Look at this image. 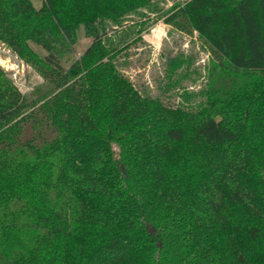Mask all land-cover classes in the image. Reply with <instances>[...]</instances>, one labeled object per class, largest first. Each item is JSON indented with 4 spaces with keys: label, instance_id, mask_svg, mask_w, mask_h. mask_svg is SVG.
Instances as JSON below:
<instances>
[{
    "label": "trees",
    "instance_id": "1",
    "mask_svg": "<svg viewBox=\"0 0 264 264\" xmlns=\"http://www.w3.org/2000/svg\"><path fill=\"white\" fill-rule=\"evenodd\" d=\"M160 20L208 52L197 91L183 54L162 96L123 72ZM0 41L44 79L0 66V264H264V0H0Z\"/></svg>",
    "mask_w": 264,
    "mask_h": 264
},
{
    "label": "rangeland",
    "instance_id": "2",
    "mask_svg": "<svg viewBox=\"0 0 264 264\" xmlns=\"http://www.w3.org/2000/svg\"><path fill=\"white\" fill-rule=\"evenodd\" d=\"M176 0H160V6L167 10L175 4ZM37 7L41 3L35 1ZM136 21L135 17L130 18L128 24ZM92 38L87 35L84 27L77 30L75 45L71 48L68 56L62 59V64L68 68L75 60L79 59L92 44ZM40 55H45V51L36 47ZM183 54L191 60V67L188 70V80L184 85L189 91H197L204 81L205 66L209 62V54L197 39V34L189 36L183 34L172 26L160 20L152 23L143 33L142 40L132 43L130 49L122 56L121 61L123 72L139 88L149 89L153 96H162L164 88L167 87L168 80L165 79V70L169 60ZM0 66L7 72L13 83L26 95H30L35 90L44 85V79L39 72L29 66L19 57L6 43L0 41ZM184 72V71H183ZM197 72L202 74V78L196 82L193 78ZM181 93L180 88L170 92L173 99H165L177 105Z\"/></svg>",
    "mask_w": 264,
    "mask_h": 264
}]
</instances>
